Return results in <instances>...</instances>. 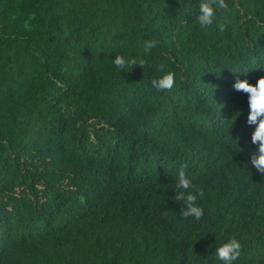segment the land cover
I'll return each mask as SVG.
<instances>
[{
    "label": "trees",
    "instance_id": "obj_1",
    "mask_svg": "<svg viewBox=\"0 0 264 264\" xmlns=\"http://www.w3.org/2000/svg\"><path fill=\"white\" fill-rule=\"evenodd\" d=\"M199 3L0 0V264H223L231 238L232 264H264V175L233 88L264 76V0H226L207 29ZM181 168L199 221L174 198Z\"/></svg>",
    "mask_w": 264,
    "mask_h": 264
},
{
    "label": "clouds",
    "instance_id": "obj_2",
    "mask_svg": "<svg viewBox=\"0 0 264 264\" xmlns=\"http://www.w3.org/2000/svg\"><path fill=\"white\" fill-rule=\"evenodd\" d=\"M227 8L226 0H200L198 15L196 16L200 28H210L217 11L226 10ZM219 30L221 32L225 31L223 23L219 24ZM157 43L158 41L156 40L145 41V54H148ZM147 63L145 59L125 58L122 55H116L113 59L114 66L122 72L126 68L132 70L136 66L143 68ZM162 68L163 66H160V70ZM151 86L157 91H171L175 86V74L172 71H167L162 76L153 79ZM233 88L238 92L247 94L249 111L246 124L254 126V130L251 133V143L256 146V152L251 155L250 161L257 172L264 175V76H260L255 85L250 84L247 80L237 79L233 84ZM175 187L177 189L174 195L175 200H183L185 203V208L181 215L185 218L193 217L199 221L203 215V209L197 205V197L202 198L204 196L203 190L188 191L193 187V184L183 168L178 171ZM241 248V243L236 238H231L216 248V258L222 261L223 264H232L233 261L240 257Z\"/></svg>",
    "mask_w": 264,
    "mask_h": 264
}]
</instances>
